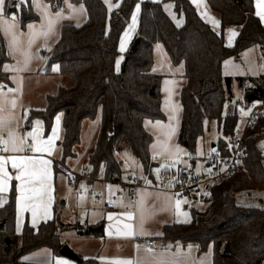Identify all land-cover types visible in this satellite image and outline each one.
I'll use <instances>...</instances> for the list:
<instances>
[{"label":"trees","instance_id":"obj_1","mask_svg":"<svg viewBox=\"0 0 264 264\" xmlns=\"http://www.w3.org/2000/svg\"><path fill=\"white\" fill-rule=\"evenodd\" d=\"M46 1L58 10L68 0ZM69 1L83 3L88 18L81 25L62 24L45 69L48 74L54 73L51 65L57 63L56 73L62 76V84L56 94L48 95L46 107L30 109L24 125L29 129L39 118L43 121L44 135L48 136L61 113L63 136L58 144L63 161L75 155L83 121L94 120L101 111L95 147L84 169L98 177L105 165V177L121 178L122 160L118 154L130 150L143 171L156 181L152 169L157 163L150 152L154 136L145 127L146 120L166 119L161 94L164 74L153 71L156 42L163 43L172 63L183 62L185 66V83L179 93L182 113L177 141L186 150V155L179 153L182 155L179 159L185 156L188 163L166 164L160 173L161 186H165V170L175 178L196 162L197 144L212 121L222 132L215 146L225 149L239 122L236 100L245 107L253 101L264 102V73L233 77L222 72L226 58L240 59L251 46L259 45L264 54V24L256 14V0H207L220 17V30L205 21L190 0H112L111 10L104 0ZM169 2L174 4L178 16H184L183 24L178 25L166 11ZM19 3L20 0H5L4 14L17 13L22 28L39 20L32 0H25L18 7ZM138 3L141 6L138 30L118 68L120 38ZM227 25L241 26L231 46L225 43ZM8 53L0 30V85L11 83L9 73L3 70L4 64L12 60ZM263 128L264 114L249 131ZM263 190L264 150L256 139L249 137L242 164L230 180L209 187V203L191 207V222L164 224L159 238L196 244L199 254L212 245L213 264H264V198L259 193ZM16 196L13 180L8 201L0 206V223L4 224L0 228V264H40L21 263L20 259L43 247L61 254L60 249L67 243L62 236L67 231H75L79 236H100L104 232V220L80 226L77 222H64L55 208L52 219L36 228L26 221L22 232L17 233ZM87 261L93 263L96 259Z\"/></svg>","mask_w":264,"mask_h":264},{"label":"crops","instance_id":"obj_2","mask_svg":"<svg viewBox=\"0 0 264 264\" xmlns=\"http://www.w3.org/2000/svg\"><path fill=\"white\" fill-rule=\"evenodd\" d=\"M190 1L195 5L198 13L205 21L210 23L216 30H220V17L212 10L207 0ZM65 5L67 8H69V11H71L70 16L77 21L75 22L73 20H69L66 22H72L75 25H81L87 20L88 13L86 6L83 3H74L68 0L64 3L63 6ZM82 6L85 7V12L83 11ZM137 6H139V11H137ZM140 10L141 6L138 3L134 9L130 24L126 27L120 38L119 50L121 54H124L138 30ZM255 10L257 15L259 13L258 16L261 22L264 24V18H262L264 17V0L255 1ZM240 29L241 26L239 25L225 26L226 45L231 46L234 44L235 38L240 32ZM0 30L2 35L5 37L1 27ZM5 39L9 51V41L6 37ZM122 42L124 44L123 50H121ZM10 56L12 57V60L6 62L4 64V67L7 66L9 69H11L10 71H6L7 73H9L11 83L1 84L5 88L0 87V107H2L3 109L0 110V138L2 139L4 148L7 147L9 149V151L0 150V181H2L0 182V206H3L8 201L12 182L13 180H15L17 189L15 222L16 232L21 233L26 221L36 228L40 223L52 219L54 216L56 197L58 193V186L56 183V174L54 173V168L58 167L57 162L64 164L56 156L57 152L60 150L59 147H61L58 144V141L62 139L63 136L62 114L60 113L56 116L53 129L48 136L44 135L43 121L42 123H37V120L35 119L32 127L29 129H25L24 125L30 109L46 107L48 103V95L56 94L58 92V89L62 84V76L56 73V71H54V73L48 74L45 72V70L38 71L35 68H31L32 70H25L24 74L32 75L34 73H37L38 75H40V73L43 72L45 75L42 76L48 78L52 75H57L59 81L58 85H53L56 90L52 92L48 88L44 87H41L40 89L37 88L35 90H26L25 87L20 89L16 81V77L19 76V71L12 67V64L15 63L17 56H15L14 54ZM183 73L184 71L180 74L181 85L179 87V93L185 83ZM261 73H264V69ZM13 101H15L14 106L12 103ZM38 101H40L39 105L37 103ZM57 118H59V123H57ZM240 122L243 123V120H241ZM53 130H56L57 136L52 141L50 154L48 152L33 153L27 150L24 152L11 151L12 145L10 143H5L10 139V137H15L17 141L26 140L29 144L36 143L41 140L46 141L49 137L52 136ZM28 132H35L37 134L36 141H34L32 137L27 135ZM89 153L87 155V162ZM76 154L77 153L75 152V155ZM26 155H35L51 161L48 169V196L45 197L44 204H41L39 200L26 199V197L31 195V192L29 191L30 186L25 187V192L23 194L25 199H21V192L19 190V185L21 182L15 179V176L20 174V172L18 169H14L12 167V161L9 159V157H22ZM5 160H7V163H4ZM87 162L81 167H68L76 170L84 169ZM5 172L8 173V176L11 177V179H4ZM99 188L101 187L97 186V189ZM93 190L96 189L89 188V191L92 192ZM177 200L178 199L175 197L171 189L167 187L160 188L149 185L144 186L143 190L140 192L135 213L127 209V207H130L132 205L129 197H124L118 203V207L116 209H108L105 207L103 202L97 201L93 207L90 206L87 209V218L85 222L83 224L81 222L77 223L80 226H85L88 224H95L99 221L104 220V232L99 236L102 244H95L94 242H91L90 239L91 237H93V235L79 236L75 231H73V235L75 236V239L73 241L70 239H64L62 236V239L66 240L67 243L80 255L82 262H77L76 260L63 256L61 254H53L51 250L50 253H48L47 251H42L45 247L23 255L20 259V262L57 264L58 260L67 259L73 262V264H117V262L124 261H130L131 264H160L161 260L163 259L165 261V264H213L212 245L208 248L207 251L199 254V248L196 244L184 245L180 242L162 240L161 238H159L161 235V229L164 224L172 222L189 223L192 220V200L188 198L180 200L181 203L178 208L176 206ZM33 210L36 211L35 217L33 216ZM144 210H146V214L148 217L146 221L143 220L144 234L125 235L124 224H131L133 226L132 231L136 232L138 225H140L141 223V212H144ZM129 211L133 213L132 220H128L124 215V213ZM109 215H112L113 217L111 221L108 219ZM63 221L68 222L65 220ZM149 233H151V235H149ZM157 233H159V235H157ZM145 239H154L156 241V244L150 246L147 244ZM149 248H151L152 250L149 251ZM89 259H96V261L90 263L87 261Z\"/></svg>","mask_w":264,"mask_h":264},{"label":"rangeland","instance_id":"obj_3","mask_svg":"<svg viewBox=\"0 0 264 264\" xmlns=\"http://www.w3.org/2000/svg\"><path fill=\"white\" fill-rule=\"evenodd\" d=\"M109 10L114 7L112 0H104ZM34 10L39 14V20L27 23L25 28L20 25L19 17L17 13L11 15H5L4 11L0 12V27L2 32L8 41L15 38L16 50L13 52L17 56L15 63L12 67L18 70L19 76L16 77L19 88H26V90L40 89L41 87L48 88L52 92L56 89L53 85H58L57 75H52L49 78L43 77V72L38 75L34 73L32 75H25V70L35 68L38 71L46 69L48 64V58L52 53L55 43L60 37L61 26L66 21H75L70 16L71 11L69 8L62 6L60 9L55 10L53 6L46 0H32ZM111 5V6H110ZM85 12V7L82 6ZM168 14L176 21L178 25L183 24L184 16L177 15L174 9V4L169 2L165 5ZM13 17L15 19L13 20ZM32 25L33 27H29ZM7 29V31H6ZM226 34V31H225ZM123 53L117 59L119 61L118 68L122 60ZM154 65L153 71L161 74H165L162 80V108L166 114L165 120H147L145 127L149 130L153 136L154 141L150 145V152L152 158L157 165L152 169L155 182L143 171L140 161L135 158L130 150H124L118 154V157L122 160L123 175L128 172L136 173L141 177L144 182V186L153 185L156 187L161 186V169L166 164L188 163V159L184 156L183 159L177 157V149L182 155H186V150L178 143L177 137L181 119V105L179 100V87L181 85L180 74L184 71V63L179 64L172 63L169 54L162 42H156L153 50ZM116 62V65H117ZM57 63H53L51 68L57 66ZM264 69V54L259 45L251 46L243 51L241 58L235 57L226 58L222 64V72L225 76H256ZM32 70V69H31ZM167 81V83H166ZM236 95H239V91L236 89ZM38 101V105H39ZM101 119V111L99 115L94 119H85L82 123L81 140L75 145L74 151L77 153L74 156L64 158L61 147L56 156L67 166H83L87 162V155L93 151L95 142L99 132ZM42 123L41 119H36ZM150 122V123H149ZM171 131L169 137L166 133ZM222 136V132L217 129L215 121H212L210 128L206 129L205 136L197 144V159L196 166L200 168L205 163V157L212 150V143L216 142L218 138ZM259 144L264 150V141L260 140ZM157 169H159V176L157 175ZM56 174V183L58 186V193L56 197L55 208L61 213L63 220L68 222H81L82 224L86 220L87 209L90 206H94L97 202L94 198L95 190L89 191V188L84 185L82 191H75L69 183L68 177L61 171L54 168ZM151 183H148V182ZM95 185V189H97ZM139 191L138 197L140 196ZM234 191V190H232ZM264 198V190L259 192ZM244 202V199H240ZM64 202V203H62ZM138 203V198H137ZM143 220H147L146 210H144ZM64 239L74 240L75 236L73 231H67L63 234ZM91 242L95 244H102L99 236L93 235ZM42 251L50 253L48 247L43 248ZM78 262V261H77Z\"/></svg>","mask_w":264,"mask_h":264},{"label":"built area","instance_id":"obj_4","mask_svg":"<svg viewBox=\"0 0 264 264\" xmlns=\"http://www.w3.org/2000/svg\"><path fill=\"white\" fill-rule=\"evenodd\" d=\"M235 104L238 109L239 122L225 149L218 146L213 147L205 158L203 166L197 168L196 162H192L189 167L178 172L175 178L171 177L169 170L163 172L165 178L163 187L171 189L178 200L188 198L192 200L193 206L207 205L210 200L209 187L219 186L229 181L234 171L242 164L246 140L252 137L258 142L264 141V128L249 131V128L256 125L258 119L263 116L264 102L253 101L245 107L240 100H236ZM241 120L243 123L240 122ZM3 149L0 138V150ZM178 158H182V155L178 154ZM57 166L68 177L75 191H82L84 185L90 189L99 185L101 188L96 189L94 193L96 201L103 202L108 209H116L124 197H129L132 205L127 209L133 213L136 212L138 194L144 187L143 180L136 173L128 172L121 178L105 177L103 175L105 165H103L102 173L94 177L88 169L76 170L59 162ZM145 241L150 246L156 244L154 239H145Z\"/></svg>","mask_w":264,"mask_h":264},{"label":"snow or ice","instance_id":"obj_5","mask_svg":"<svg viewBox=\"0 0 264 264\" xmlns=\"http://www.w3.org/2000/svg\"><path fill=\"white\" fill-rule=\"evenodd\" d=\"M25 0H20V3L17 5L18 7L23 4ZM107 2V0H106ZM4 6H5V0H0V12L4 11ZM111 6V5H110ZM137 11H139V6H137ZM259 15V13H258ZM264 18V17H262ZM15 17H13V20ZM29 27H33L32 25H29ZM7 31V29H6ZM235 34V33H233ZM16 43L17 41L15 38L11 39L9 41V55H12L13 52L16 50ZM124 44L123 42L121 43V50H123ZM119 64V61L117 62V66ZM4 71H10L7 66L4 67ZM53 71H58L59 66H54L52 68ZM167 83V81H166ZM0 87H4L3 85H0ZM13 106L15 105V101L12 102ZM0 110H3L2 107H0ZM39 123V121H37ZM57 123H59V118H57ZM150 123V122H149ZM169 137L171 136V131L166 133ZM28 136L32 137L34 141L37 139V134L35 132H28ZM57 133L56 130H53L52 136L48 138V140L44 141H38L36 143L29 144L26 140H21L17 141L15 137H10L8 141L5 143H10L12 145L11 151H19V152H24V151H31L33 153H45L48 152L50 154L51 148H52V141L54 138H56ZM4 151H9L7 147L3 149ZM177 153H179V149L176 150ZM9 159L12 161V167L14 169H18L20 174L15 176V179L20 181L19 185V190L21 192V199H25L24 197V192H25V187H29V191L31 192V195L26 197L28 200H39L41 204H44L45 202V197L48 196V177H49V165L51 164L50 160L43 159L42 157L38 156H22V157H9ZM4 163H7V160L4 161ZM157 175L159 176V169H157ZM4 179H11V177L8 176V173H4ZM2 182V181H0ZM148 183H151L150 181ZM181 201L177 200L176 201V206L177 208L179 207ZM46 211V207H45ZM36 211L33 210V216L35 217ZM126 218L128 220L133 219V213L132 212H126L124 213ZM145 213L142 211L141 212V223L137 227V231L133 232L132 231V225L131 224H124V234L125 235H137V234H144L143 231V218H144ZM108 219L111 221L113 219L112 215L108 216ZM111 234V233H110ZM151 235V233H149ZM159 235V233H157ZM149 251L152 249L149 248ZM57 264H73V262L67 260V259H62L58 260ZM117 264H131L130 261H124V262H117ZM160 264H165V261L162 259Z\"/></svg>","mask_w":264,"mask_h":264},{"label":"water","instance_id":"obj_6","mask_svg":"<svg viewBox=\"0 0 264 264\" xmlns=\"http://www.w3.org/2000/svg\"><path fill=\"white\" fill-rule=\"evenodd\" d=\"M212 147H215V143L212 144ZM3 227L4 224L0 223V228L3 229ZM60 253L63 256L69 257L78 262H82L80 255L68 243L63 245V247L60 249Z\"/></svg>","mask_w":264,"mask_h":264}]
</instances>
